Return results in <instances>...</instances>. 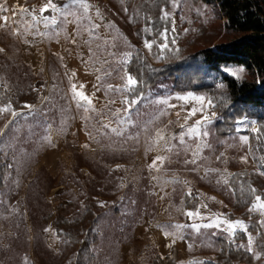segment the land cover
Masks as SVG:
<instances>
[{
  "label": "rangeland",
  "instance_id": "1",
  "mask_svg": "<svg viewBox=\"0 0 264 264\" xmlns=\"http://www.w3.org/2000/svg\"><path fill=\"white\" fill-rule=\"evenodd\" d=\"M45 2L0 0L9 7L23 5L37 10ZM54 2L62 7L69 0ZM88 3L87 16L69 5L68 12L75 11L76 15L65 18L55 14V25L40 23L24 35L19 32L27 26L28 16L18 14L16 24L9 22L0 28V48L5 49L0 53V99L6 96L1 105L11 101L20 113L16 117L0 114V128L4 129L0 133V163L6 164L0 195V264L215 263L217 239L232 242L236 233L230 236L226 232L218 234L221 230L202 228L201 235L184 227L175 236L164 235L175 223L194 222L183 210L178 211L182 199L184 210L199 206L198 201L206 202L208 208H201L205 222L217 212L222 219L243 220L247 231L236 232H245L247 238L251 234L254 250L264 252V224L260 223L264 217L250 208L234 210L229 187L217 183L225 169L224 178L229 181L237 172L258 173L256 152L264 149L252 131L258 129L255 120L247 118L242 132L219 139L214 131L217 118L208 126V136L186 137L184 145L173 140L171 150L162 141L150 147L157 125H167L169 136L178 134L179 124L168 125V121L176 120L175 112L184 102L176 100L171 87L162 86L142 96L130 111L120 113L117 110L125 107L122 94L107 86L126 82L121 78L128 73L127 65L137 50L152 64L161 63L163 58H156L158 48L154 45L149 52L143 41L154 38L156 28H171L151 14L156 6L160 16L158 10L165 6V0ZM171 11L175 32L170 30L168 37L169 41L174 37L176 44L169 42L167 50L192 53L209 43L224 41V21L213 6L179 0V7ZM45 15L51 18L54 14L49 11ZM146 27L153 31L145 32ZM125 52L132 55L125 58ZM73 84L92 99V108L87 112L72 99ZM128 95L131 98V93ZM164 99H169V104H163ZM157 101L161 102V110H174L161 117L154 111ZM241 135L249 137L247 143L240 140ZM205 142L212 148L200 147L199 170L191 171V166L182 163L185 150L191 158L197 144ZM220 153L223 156L216 160ZM157 155L166 159L151 167ZM240 156H247V162H241ZM207 168L220 172L211 173ZM175 179L187 180L189 185L174 183ZM189 186L191 196L187 194ZM244 213L256 218L245 219ZM61 218L71 223L70 228L59 231L56 222ZM255 225L260 227L262 238L249 232ZM46 228L49 231H44ZM188 244H193L191 250ZM246 244L236 247L250 254L255 264H264V256L254 259Z\"/></svg>",
  "mask_w": 264,
  "mask_h": 264
},
{
  "label": "trees",
  "instance_id": "2",
  "mask_svg": "<svg viewBox=\"0 0 264 264\" xmlns=\"http://www.w3.org/2000/svg\"><path fill=\"white\" fill-rule=\"evenodd\" d=\"M195 1L213 6L218 11L224 21V41L215 45L209 43L192 53L166 50L158 65L152 64L142 51L137 50L127 65V72L138 79V89L142 96L168 86L173 94L193 91L215 98L218 120L214 131L219 139L235 132L236 118L246 116L254 119L258 126L254 137L262 142L264 149V0ZM154 8L157 7L151 8L152 17H159V12L156 13ZM240 66L245 69L240 80L225 71L226 68ZM218 83H223L224 87L218 89ZM221 96L225 97L223 103L219 101ZM1 97L0 105L6 101V96ZM263 153L261 150L256 152L257 164ZM5 168L6 164L1 162L0 195L4 187ZM241 186L244 188L243 194ZM249 186L255 187L257 194H261L264 192V179L254 171L237 172L231 177L228 187L234 199V210L246 211L250 208L252 197L248 194ZM186 207H190L189 199L186 200ZM243 217L256 218L249 213H244ZM56 223L59 231L71 226L64 218L58 219ZM249 232L263 237L257 225L252 226ZM246 242L245 232H236L232 242L217 239V261L205 264H255L250 254L236 247Z\"/></svg>",
  "mask_w": 264,
  "mask_h": 264
},
{
  "label": "snow or ice",
  "instance_id": "3",
  "mask_svg": "<svg viewBox=\"0 0 264 264\" xmlns=\"http://www.w3.org/2000/svg\"><path fill=\"white\" fill-rule=\"evenodd\" d=\"M171 5V9H175L179 7V0H165V6L161 7L159 9L160 16L159 19L166 22V24H170L171 28L165 26L161 30L160 28H156L155 30V37L154 38H145L143 41V46L145 49H147L149 52L153 49L154 45L159 50V55H157V59L164 58V51L169 48V42L173 45L176 44L175 38H171L169 41L168 32L171 30L172 32H175V17L171 9L168 8V5ZM69 5L74 6L76 9L82 10L81 16H87L89 13L90 5L88 3V0H69L67 4H64L62 7L54 2V0H46L45 3H43L39 9L35 8H28L23 5H19L17 7H9L6 3H0V28L8 26L9 22L12 24H16L17 21L15 17L19 14L21 17L28 16L30 17V20L25 21V24L27 25L23 32H19L20 35H24L28 32L29 28L34 27L37 24L43 23L45 26H47L49 23L55 25L57 22V15L59 14L62 16L67 17V15H76L77 13L75 11L68 12ZM53 13L54 15L49 18L48 15H45V13L48 12ZM127 11V9H125ZM199 12V9H197ZM152 27H146L145 32H152ZM185 31H188V29H185ZM18 30L14 29L13 33L17 34ZM157 38L161 41L157 43ZM5 51L4 48H0V53H3ZM178 51V49H177ZM132 55L131 52H125L124 56L125 58L130 57ZM226 72H229L232 77H234L236 80H240L242 78V75L245 71L243 66L236 67V68H226ZM121 79H125L126 82L122 85L113 86L109 84L107 87L108 89L112 90L113 92H120L122 94L121 96V102L125 106L122 109L117 110L120 113H124L127 111H130L134 105H137L140 99L142 98V93L139 92L138 85L139 81L136 77H134L130 73H126L125 77H122ZM216 87L223 88V83H218ZM72 99L76 100L77 107H83L85 111L87 112L90 108H92V99L87 95L84 91L78 90L77 86L75 84L72 85ZM128 93H131V98L129 97ZM176 100L184 102L179 105V110H176V120H169L168 125H174L179 124V132L177 135L169 136L166 134L165 129L167 128V125H165L163 128L160 126H156L154 128L155 135L151 137L152 144L151 146L156 145L157 142L162 141L163 144L171 150V143L173 140L178 139L180 141L181 145L186 144V137H201V136H208V126L212 125L214 120L217 119V112L215 111V108L218 106L215 102V98L213 97H206L203 94H196L193 91H183L181 93L176 94ZM225 100V97L221 96L219 98L220 103H223ZM189 101H194V104H188ZM83 102V103H81ZM110 103H114V101H110ZM160 101L156 102V106L154 108L155 112H158L161 117H163L166 114V111H173L174 109H168V110H161L160 108ZM163 104L167 105L169 104V99H164L162 101ZM29 109L32 108V105H26ZM94 110V109H93ZM181 112H184V115L181 116ZM8 113L12 117L18 116L20 113L17 112L15 108H13V105L11 101H8L6 103H3L0 105V114ZM119 118V117H117ZM192 120V123H189V121ZM247 123V117L241 116L235 119V131L236 132H242L245 129ZM8 125L6 124L5 127ZM203 130V131H202ZM112 131H117L116 128H113ZM145 131H148L147 128ZM253 132H257L258 129L252 128ZM0 133H4V129L0 128ZM249 137L246 135H241L240 140L247 143ZM211 149L212 145L210 143L205 142L203 145L197 144V150L192 152L191 158H187V150H185V159H183L182 163L185 166H191V171H198L199 165H197V159L199 158V149L200 147ZM87 147V145H85ZM177 155L179 153L177 152ZM223 156V153H220L219 156H216V160H220V158ZM166 159L165 156L157 155L155 160L152 162L151 167H156V162L161 161L163 162ZM247 156H240L239 160L241 162H247ZM117 167H120L117 165ZM206 171L211 173H217L220 172L219 169L216 168H207ZM258 174L260 176H264V156L259 158V167L256 169ZM227 172L225 169L224 172L220 173V176L217 178V183H223L224 186L229 185V180L224 178V174ZM153 179H158L157 177H153ZM177 184H183V185H189V182L187 180L180 181L179 179H175L173 181ZM257 189L255 187L249 186L248 194L252 197L251 199V206L249 211H258L261 217H264V192L261 194H257ZM244 188L241 186V193L243 194ZM187 194L189 196L192 195L191 187L189 186L187 188ZM215 200V197L212 198ZM100 206H104V202L100 201ZM183 199L181 200V208L178 209V211L183 210L184 214L192 221L190 225H185L181 223H175L172 226V230L169 231L166 229L164 232L165 236H175L182 228L184 227H190L193 229L197 234H201V229H209V230H221L220 233L226 232L228 234L234 235L236 233L237 229H242L245 232L247 231V225L245 222L241 219H222V214L217 212L215 214H212L207 222H205V214L201 211V208L207 209L208 204L203 201H198L197 204L199 206H194L191 209L184 210L183 209ZM261 224H264V220L260 221ZM222 225L225 227L222 228ZM44 231H49V229H44ZM181 239L184 237L181 236ZM254 240L251 236V234L248 235L247 238V244L246 249L249 253L252 254L254 259H261L262 256H264V252L254 250ZM188 249L191 250L193 247V244L187 245ZM261 247L264 248V243L261 244ZM187 264H205L204 261L201 260H190L187 262Z\"/></svg>",
  "mask_w": 264,
  "mask_h": 264
}]
</instances>
